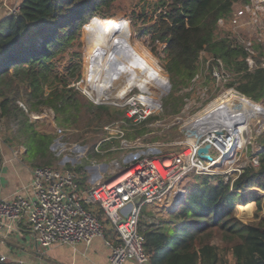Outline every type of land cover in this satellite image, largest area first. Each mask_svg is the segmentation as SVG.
<instances>
[{
	"label": "trees",
	"instance_id": "trees-1",
	"mask_svg": "<svg viewBox=\"0 0 264 264\" xmlns=\"http://www.w3.org/2000/svg\"><path fill=\"white\" fill-rule=\"evenodd\" d=\"M111 1L22 0L19 13L0 23V119L19 125L32 163L50 165L45 159L53 134L38 132L29 121L30 113L49 107L64 116L65 122L80 115L82 108L87 115L92 111L110 114L106 107L80 106L65 87L45 95L41 83L54 73L51 58ZM237 1L157 0L160 13L147 33L152 43L165 45V70L175 86L189 85L198 74L199 55L204 52L237 74L230 87L254 103H264V71L248 72L245 51L214 37L217 22L229 16ZM18 82L25 83L26 98L15 92ZM182 105L175 102L171 113L178 114ZM257 156L258 166L245 168L232 186L221 176H196L199 183L188 186L185 199L166 211V219L141 230L150 264H264V194L253 191L264 193V144ZM1 163L0 158V169ZM73 170L81 172L84 180L88 178L83 167ZM250 203L255 208L253 220L245 223L234 209L245 205L244 211H250Z\"/></svg>",
	"mask_w": 264,
	"mask_h": 264
},
{
	"label": "built area",
	"instance_id": "built-area-1",
	"mask_svg": "<svg viewBox=\"0 0 264 264\" xmlns=\"http://www.w3.org/2000/svg\"><path fill=\"white\" fill-rule=\"evenodd\" d=\"M21 2L0 0V7L6 11V16H15L19 13ZM244 15V23H261V42L264 0H246ZM211 62L208 75L219 89V95L200 115L188 118L177 129L179 136L169 144L168 151L162 150L152 157L144 152L130 154L126 151L131 147L122 139L120 149L123 153L118 159L110 161L106 170L110 181L106 183L99 177L92 182L88 180L89 177L84 180L81 172L69 168L35 167L31 171V181L22 194L11 200L0 198V236L24 223L33 244L48 250L53 246H74L79 243L88 246L96 238L105 239L107 231L112 230L117 234L118 242L107 243L110 248L109 264L129 261L150 264L144 248L141 221L158 226L159 217L185 199L188 185L196 176H221L224 183L232 186L245 168H256L259 164L257 154L262 145L258 138L264 133V114L262 112L255 118L252 111L245 114L242 107L222 108L224 102L233 98L251 106L257 105L234 88L225 87L230 74L225 70L223 61L212 57ZM245 63L250 73L264 71V59L257 63L246 57ZM82 80L76 84L77 87H80ZM198 80L199 75L191 80L189 88L199 85ZM139 91L133 87L123 97L125 102L121 107L126 110L128 122L122 121V124L127 127L138 126L159 111V106L153 110L146 109L144 103L136 99ZM199 97L204 101L205 93H199ZM19 106L25 110L22 104ZM219 106L221 108L215 117L204 118ZM187 110L188 106L184 107L174 119L175 124L180 123L181 116ZM242 115L246 126L240 140L237 137L239 125L234 124L240 121ZM256 126L260 129L259 134L255 133ZM126 132L127 129L122 128V137ZM206 145L209 146L207 156L210 160H203L198 154V150ZM77 151L80 155L83 153L80 148ZM94 153L102 155L98 147ZM224 157H227L225 161ZM96 162L92 163L98 166ZM135 201L139 203L134 205ZM4 260L0 258V262Z\"/></svg>",
	"mask_w": 264,
	"mask_h": 264
},
{
	"label": "rangeland",
	"instance_id": "rangeland-1",
	"mask_svg": "<svg viewBox=\"0 0 264 264\" xmlns=\"http://www.w3.org/2000/svg\"><path fill=\"white\" fill-rule=\"evenodd\" d=\"M156 5L157 0H112L107 6L93 14L87 24L88 26L86 27L85 25L79 29L71 37L69 43L51 58V63H53L54 67L53 72L58 75L52 73L49 80L41 83L43 94L47 95L54 91L55 88L61 90L65 87V89H71L69 92L70 96L77 100L80 106L89 107L92 104L93 106L106 107L110 109V114L92 111V113L87 115L82 113V110L85 111L84 109L86 108H82L81 114L76 115L74 118H69V122L64 121V116L56 115L54 110L45 106L41 107L39 112L30 114L28 116L29 121L34 123L38 132L53 134V141L49 147L50 152L47 159H45L46 162H51L48 167L66 168L65 166L67 165L71 169L83 167L89 177L95 173L93 171L94 168H92L95 165L92 162L97 161L95 164L105 165L99 167L101 171L98 172V175L102 176V182H109L110 180L106 179L107 171H105V167L107 170L110 161L118 159L123 153L120 149L122 139L133 141L141 137L140 139L143 140L142 144L144 146L157 142L163 145L171 144L179 136L177 129L188 118L200 115L219 95V89L215 87L208 75L212 57L204 52H201L198 61L197 75L200 76L199 85L189 88L190 85L189 87H181L172 83L165 70L167 63V54L164 51L165 45L152 43L150 34L147 33L149 27L153 25L160 13ZM245 5L246 0H238L233 4L229 16L217 22L214 37L216 41L225 40L231 46L243 47L246 57H250L259 63L260 59H264V33L260 42L261 23L243 22ZM0 11V19L4 20L6 18L4 15H7L6 11L1 7ZM120 24H123V26H120ZM115 32H121L130 38L139 51L147 53L150 63L165 75V85L161 89L152 91L146 90L141 86H135L140 90V94L136 95V97H139L145 104L148 103V106L151 105L153 109L159 106V111L153 116L154 118H150L151 120L148 119L149 121L147 120L135 127H127L128 125L122 124V121L127 124L125 120H122L124 119L122 112H126L121 107L122 103L125 102L123 97L132 86H128L116 98L101 101L98 104L91 101L83 93L82 89L76 86L83 79L84 71L90 63L95 50L107 35ZM223 64L225 70L230 74V80L225 87L232 88L230 85L235 81L237 74H234L228 68L226 69L224 62ZM24 85L25 83L22 84V82L14 85V90L18 92L20 97H25L24 95L27 93ZM165 92L167 93L163 96ZM199 93H205L204 101L199 99ZM175 102H178V107H180L181 103L183 104L178 114L181 113L184 107L188 106V110L181 116V121L178 124L174 123V119L178 114L171 113ZM17 104L23 105V102L18 101ZM254 104L257 105L255 113L261 115L263 112L262 114H264V111L259 108L264 109V103ZM154 124L157 126L154 127ZM122 128L128 130L124 137H122ZM58 130L61 132L58 133ZM255 133H260V129L257 126L255 127ZM259 140L264 142V133L258 138V142ZM96 147L102 152V155H95L94 149ZM78 148L83 152L81 155L77 151ZM143 151H146V147L143 148ZM146 154L152 157L155 153L146 152ZM63 159L66 160L64 164L61 163ZM43 164L30 163V167H43L45 166ZM86 167L91 168L87 169ZM94 176L97 179V175ZM93 180L95 179L93 178ZM195 182L199 183L197 178L194 177L188 185L189 189ZM253 191H255L256 195L262 196L264 194L257 189ZM248 205H252V208L247 212L244 211L245 205L237 206L234 209L236 217L245 223L253 220L255 210L253 203ZM166 218L167 215L165 213L162 219ZM65 249L64 247L60 248V250L54 252L53 256H56L55 253L58 256L66 253L67 247Z\"/></svg>",
	"mask_w": 264,
	"mask_h": 264
},
{
	"label": "crops",
	"instance_id": "crops-1",
	"mask_svg": "<svg viewBox=\"0 0 264 264\" xmlns=\"http://www.w3.org/2000/svg\"><path fill=\"white\" fill-rule=\"evenodd\" d=\"M4 16L8 17L6 15ZM2 21L3 20L0 19V23ZM189 85L187 87H189ZM123 118L124 119L122 120L128 122L125 113ZM153 126L156 127L157 125L154 124ZM19 128L18 124H13L5 119H0V158L2 161L0 169V198L5 200H11L16 195L24 192L25 187L31 181V171L35 168L30 167V163H32V161L27 158V152L23 145V139L22 137H19ZM140 138L133 141H127L125 138L123 139L131 147L126 151L127 153H158L162 150H169V144L163 145L159 142L146 144L144 146L142 144L143 140ZM259 143L261 145L264 144V142H261L260 140ZM144 147H146V151H143ZM103 166L105 165L98 164V166L92 167L95 172L92 174L94 179H96L94 175H97V178L99 177V179L102 177L98 175V172L101 171L99 170V167ZM143 211H145V208ZM144 214L146 213L144 212ZM159 218L161 222L163 220V215ZM140 227L143 230L150 227V225H148L144 220L140 222ZM117 240V234L112 230H108L105 235V239L96 238L88 246L83 243H79L74 246H53L48 250H43L33 244L26 225L24 223H20L14 230L4 232L0 236V258L3 257L5 259L3 262H0V264H109L108 258L110 248L107 243L109 242L115 244L118 242ZM62 247H64V250H66L65 247H67V251H65L66 253H62L59 256L55 253L56 256L54 257V252H57ZM125 264L135 263L129 261Z\"/></svg>",
	"mask_w": 264,
	"mask_h": 264
},
{
	"label": "bare ground",
	"instance_id": "bare-ground-1",
	"mask_svg": "<svg viewBox=\"0 0 264 264\" xmlns=\"http://www.w3.org/2000/svg\"><path fill=\"white\" fill-rule=\"evenodd\" d=\"M146 54L139 51L132 40L121 32L107 35L93 53V57L84 71L80 88L85 95L96 103L116 98L128 86L133 88L137 85L152 91L161 89L165 85V75L150 63ZM136 99L142 101L139 97ZM142 103L144 102L142 101ZM147 104L144 103L146 109L153 110V107ZM221 106L225 109L233 106L242 107L245 114H247L246 111H252L253 117L258 116L255 113L257 106H251L242 100L237 101L233 98ZM219 108L221 107L215 108L204 118L215 117ZM239 119L240 121L234 126L239 125L237 137L242 140L241 132L246 126V120H244V115L240 116Z\"/></svg>",
	"mask_w": 264,
	"mask_h": 264
},
{
	"label": "water",
	"instance_id": "water-1",
	"mask_svg": "<svg viewBox=\"0 0 264 264\" xmlns=\"http://www.w3.org/2000/svg\"><path fill=\"white\" fill-rule=\"evenodd\" d=\"M208 148H209V146L206 145V146H204L203 148H200V149L198 150V154H200V155L202 156V159H203V160H210V158L207 156ZM226 159H227V157H224V158H223V161H225ZM65 161H66V160L63 159L61 163L64 164V163H66ZM86 168H87V169H90L89 167H86ZM88 180H89L90 182L94 181V180H93V175H92V174H91V176L89 177ZM138 203H139V201H135V202H134L135 205H137Z\"/></svg>",
	"mask_w": 264,
	"mask_h": 264
}]
</instances>
